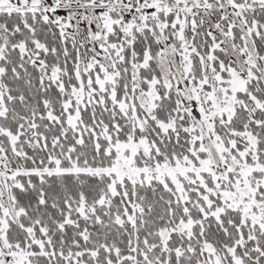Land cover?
<instances>
[{"label":"snow or ice","instance_id":"snow-or-ice-1","mask_svg":"<svg viewBox=\"0 0 264 264\" xmlns=\"http://www.w3.org/2000/svg\"><path fill=\"white\" fill-rule=\"evenodd\" d=\"M0 264H264V0H0Z\"/></svg>","mask_w":264,"mask_h":264}]
</instances>
